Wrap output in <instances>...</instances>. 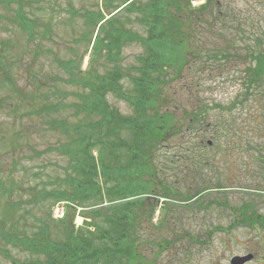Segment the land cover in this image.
Instances as JSON below:
<instances>
[{"label":"rangeland","instance_id":"rangeland-1","mask_svg":"<svg viewBox=\"0 0 264 264\" xmlns=\"http://www.w3.org/2000/svg\"><path fill=\"white\" fill-rule=\"evenodd\" d=\"M29 1L35 2L29 13L43 21L41 26H49L45 30L35 28L32 36L13 22L15 6L11 17V10L0 5V48L5 42L8 58L3 62L14 84L0 78V184L12 189L14 172L16 182L40 190L50 187L57 176L63 177L66 165L57 153L45 152L66 141L64 132L49 128L47 122L65 120L73 124L78 119L69 112L36 117L31 110L42 102L58 101L57 92L79 91L56 79L66 78L61 64L73 58L80 59L81 73L90 68L91 47L84 38L91 29L80 14L96 11L101 0ZM204 1L192 0V5L198 7ZM220 8V18L210 30L216 33L210 35L206 23L199 31L201 41L218 43L227 53L216 54L225 55L216 58L202 56L167 91L172 111L182 122L183 113L196 107L219 104L227 109L209 111L206 122L196 127L203 136L191 128L182 137L172 138L157 156L163 183L182 194L204 185L213 190L198 206L182 203L178 197L167 198L173 204L158 199L150 219L154 227L144 222L141 226L138 243L142 264H264V229L258 222L238 223L228 229L237 218V209L246 203L264 216V85L246 95L244 81V70L252 65L250 56L264 52V0H220ZM208 19L214 25V18ZM133 31L144 34L137 23ZM142 52L143 47L136 42L124 47L122 69L127 72L136 65V57ZM95 67L99 73L107 69L103 64ZM121 82L124 90L131 88L128 78ZM22 94L29 100L23 101ZM107 101L121 115L132 114L128 104L112 94L107 95ZM213 122L219 124L216 133L209 126ZM93 155L96 157L97 152ZM214 184L222 189L216 190ZM16 194L9 197L0 189V217L5 210L12 211L8 206ZM26 196L24 192L23 198ZM43 205L31 207V212L43 217L48 204ZM29 219L28 223H35ZM26 256L27 252L0 241V264H12V257Z\"/></svg>","mask_w":264,"mask_h":264},{"label":"trees","instance_id":"trees-1","mask_svg":"<svg viewBox=\"0 0 264 264\" xmlns=\"http://www.w3.org/2000/svg\"><path fill=\"white\" fill-rule=\"evenodd\" d=\"M34 4L29 0H0L3 8L11 10V17L15 6L13 22L29 36L37 27H49L41 26L43 21L29 13ZM220 13V0H205L198 7L192 0H101L96 11L80 14L91 29L84 38L91 47L90 68L81 73L80 59L73 58L61 64L68 76L56 79L79 91L57 92L58 101H45L31 110L36 117L69 112L78 119L73 124L65 120L47 122L49 128L62 130L66 136L60 146L45 151L66 160L64 176H57L50 187L40 190L16 182L14 172L12 189L0 184L3 195L17 193L8 206L12 211L5 210L0 217V241L28 253L25 258L12 257V264H142L138 243L141 226L143 222L153 226L150 219L158 198L178 197L182 203L198 206L212 192L204 185L182 194L163 183L157 156L172 138L202 126L209 111L227 109L219 104L196 107L183 113L185 123L176 119L167 91L202 56H225H216L227 52H222L218 43L201 41L199 31L206 23L209 29H205L215 34L210 30ZM208 18H214V25ZM134 23L142 28L143 36L133 31ZM132 42L142 46L143 52L126 72L120 65L121 52ZM5 46L2 42L0 78L14 86L3 62L8 58ZM250 60L252 65L244 70L246 95L264 85V52L257 51ZM98 64L107 65V69L99 73ZM124 78L129 79V90L123 88ZM108 94L127 103L132 114L123 116L112 108ZM22 96L23 101L29 100ZM209 126L214 133L219 128L216 122ZM196 134L204 135L200 130ZM209 135L215 140L213 133ZM214 186L222 189L219 184ZM63 200L86 209L83 214L89 220L83 227L74 229L71 212L62 221L50 219L53 203ZM44 203L48 204L44 216L36 217L31 207L38 209ZM236 217L228 229L238 223L256 222L264 229V216L248 203L237 209ZM29 218L35 223H28Z\"/></svg>","mask_w":264,"mask_h":264}]
</instances>
